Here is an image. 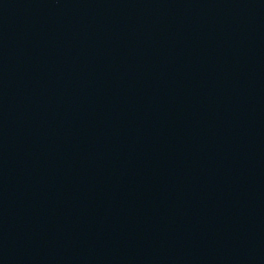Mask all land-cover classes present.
Returning <instances> with one entry per match:
<instances>
[{
	"label": "water",
	"instance_id": "obj_1",
	"mask_svg": "<svg viewBox=\"0 0 264 264\" xmlns=\"http://www.w3.org/2000/svg\"><path fill=\"white\" fill-rule=\"evenodd\" d=\"M0 264H264V0H0Z\"/></svg>",
	"mask_w": 264,
	"mask_h": 264
}]
</instances>
